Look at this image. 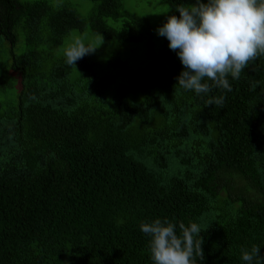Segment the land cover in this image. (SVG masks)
<instances>
[{
	"label": "trees",
	"instance_id": "1",
	"mask_svg": "<svg viewBox=\"0 0 264 264\" xmlns=\"http://www.w3.org/2000/svg\"><path fill=\"white\" fill-rule=\"evenodd\" d=\"M90 1L82 16L68 1L0 0V68L13 74L0 87L19 85L0 103V264H153L139 225L156 218L204 229L198 264H249L254 245L264 264V57L229 76L230 92L199 96L177 85L167 38L145 67L118 53L103 75L86 57L68 65L55 50L72 30L151 33L121 0ZM162 1L176 16L191 2Z\"/></svg>",
	"mask_w": 264,
	"mask_h": 264
},
{
	"label": "clouds",
	"instance_id": "2",
	"mask_svg": "<svg viewBox=\"0 0 264 264\" xmlns=\"http://www.w3.org/2000/svg\"><path fill=\"white\" fill-rule=\"evenodd\" d=\"M179 16L169 15L157 31L169 41L183 65L177 85L196 95L213 90H232V80L259 57H264V0H191L178 4ZM169 10V9H168ZM167 10V11H168ZM103 43H86L75 36L63 49L68 65L94 53ZM225 96L209 95L205 105L223 107ZM120 221L119 223H122ZM148 237L147 248L153 264H198L204 260V230L198 223L185 225L156 218L141 222ZM260 256V247L241 249V259L249 262Z\"/></svg>",
	"mask_w": 264,
	"mask_h": 264
},
{
	"label": "rangeland",
	"instance_id": "3",
	"mask_svg": "<svg viewBox=\"0 0 264 264\" xmlns=\"http://www.w3.org/2000/svg\"><path fill=\"white\" fill-rule=\"evenodd\" d=\"M61 1L70 2L82 16L86 15L92 7L90 0H53V3L58 4ZM121 3V13L126 11L133 16L146 18L150 22L151 33L138 42H118L103 38V43L94 53L84 56L94 63L100 75L108 71L105 64L113 53H118L131 68L145 67L148 64V55L151 47L154 46V51H156V48L161 46L166 39V37L158 34L157 29L166 22L169 15H173L171 8L162 0H121ZM107 22L113 26L120 24L110 19ZM75 36L82 38L86 43L93 44H97L101 38V36L91 33L89 29H84L83 31L72 30L66 37L63 45L55 50L56 55L63 54L64 47ZM4 61H6L5 58ZM12 76L13 74L10 71L6 72L0 68V81L5 79L12 80ZM118 81L121 83L124 80L119 77ZM18 87V82L14 84L13 89L3 90L0 87V103L3 105L13 103L16 99V89Z\"/></svg>",
	"mask_w": 264,
	"mask_h": 264
}]
</instances>
